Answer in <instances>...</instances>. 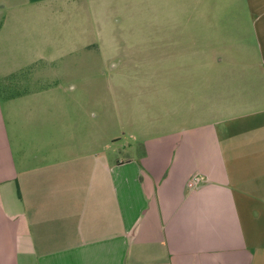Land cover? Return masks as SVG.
<instances>
[{
    "label": "crops",
    "instance_id": "crops-1",
    "mask_svg": "<svg viewBox=\"0 0 264 264\" xmlns=\"http://www.w3.org/2000/svg\"><path fill=\"white\" fill-rule=\"evenodd\" d=\"M70 1L0 0V79L53 62L47 16ZM87 2L65 29L114 27L115 0ZM189 4L205 39L164 35L156 75L105 70L107 41L81 54L94 39L71 36L88 101L0 91V264H264V0Z\"/></svg>",
    "mask_w": 264,
    "mask_h": 264
},
{
    "label": "rangeland",
    "instance_id": "rangeland-1",
    "mask_svg": "<svg viewBox=\"0 0 264 264\" xmlns=\"http://www.w3.org/2000/svg\"><path fill=\"white\" fill-rule=\"evenodd\" d=\"M130 1L133 3H130ZM140 1L128 0L130 4L125 6L122 0H115L116 7L114 6V14L111 17V22L114 27L110 26V28L98 30V27L93 29V25L90 24L87 27L91 28H87L85 31L86 37H82L83 32L76 31L77 29H65L64 24L70 20L77 23L80 15H76L74 8L81 5H89L88 2L73 5V2H77V0L70 1L68 5L58 9L52 16L48 15L47 22L51 29V37L54 41L53 46L48 47V49L51 50L53 62H49L48 67H46L45 62L38 61V63L34 64V70L32 69L30 71V68H23L15 73L17 76H13L9 80L0 79V91H4L3 93H13L19 88L22 90H31L34 88L49 87L48 85L58 88L74 85L78 89L76 91L83 93L84 101H88L89 95L86 91L88 87L94 85L93 75L81 73L80 75L78 73L79 69L69 70V65L76 66V64L67 63L64 60L63 53L68 47L61 45V42L71 36L84 38L87 42L94 39L91 44H87L86 48L79 47L81 54H89V51L97 50V45L100 44V41L105 43L107 41L106 45H101L102 48H106L109 51L112 50L116 58L111 60L112 62L104 63L106 66H109L108 68L103 66L105 70L110 71V68L113 71L117 69V71H136L135 73L146 70L153 72L155 75L158 71V64H156L158 57L166 50L168 52H175L173 45L171 47L167 43V45H163L164 35H166L165 39L171 42L177 38H184L186 41L190 39H205L204 32H201L203 26L195 29H192L190 26L192 22H199H197L198 19H196V16L193 17L189 13V0H181L182 5L175 13L173 11L174 5L180 0H166L165 10L160 15L143 14ZM133 4L136 7L132 6ZM40 18V20L43 19V21H46L44 15ZM201 19L204 22V18L201 17ZM241 24H243L241 26L243 33L246 35V22L241 21ZM232 35L236 36V34ZM4 49L10 54L12 47H5ZM8 53L3 55V63L7 62L4 58L8 57ZM0 67L3 73V70H10L12 63L10 62L6 65L1 63ZM44 71L47 72V79H44L45 76H42ZM103 85L105 84L103 83ZM73 100L74 102L81 101V99H78L77 94ZM71 102L73 101L71 100Z\"/></svg>",
    "mask_w": 264,
    "mask_h": 264
}]
</instances>
